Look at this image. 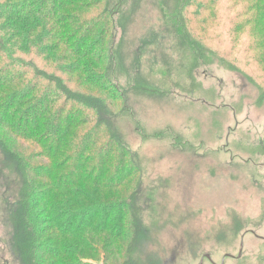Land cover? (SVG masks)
<instances>
[{"label": "rangeland", "instance_id": "obj_1", "mask_svg": "<svg viewBox=\"0 0 264 264\" xmlns=\"http://www.w3.org/2000/svg\"><path fill=\"white\" fill-rule=\"evenodd\" d=\"M33 1L0 0L18 18L3 19L5 35L42 22L74 72L60 74L72 90L68 107H90L84 95L112 104L102 121L123 150L110 175L128 183L121 199L132 221L117 263L264 264V0H113L109 48L79 56L62 25L97 18L106 0H75L60 9L62 25ZM29 52L23 60L47 67ZM9 161L0 152V264H26L8 217L18 191ZM99 253L82 264L115 263Z\"/></svg>", "mask_w": 264, "mask_h": 264}, {"label": "trees", "instance_id": "obj_2", "mask_svg": "<svg viewBox=\"0 0 264 264\" xmlns=\"http://www.w3.org/2000/svg\"><path fill=\"white\" fill-rule=\"evenodd\" d=\"M112 1L106 0L101 15L81 19L80 25L75 24V16L66 22L67 15H58L60 9L78 1L48 5L34 0L33 4L47 13L45 19L57 17L55 23L66 22L62 26L76 37L70 52L79 56L105 50L111 43ZM101 3L98 0L96 7ZM16 13L14 7L0 8V152L18 174L17 200L8 210L18 248L27 257L26 264L88 263L100 251L106 261L118 264L130 242L124 229L132 221L127 217L131 209L121 199L128 183L110 175L117 164L115 149L123 150L116 148L114 130L102 121L113 116L112 104L84 95L81 101H91L90 107L69 108L66 101L72 99V90L60 74L74 72L61 65L64 56L57 55L58 46L48 30H38L44 27L42 22L36 24L37 29L23 33L11 26L12 33L5 35L8 27L2 21L15 19ZM25 52L45 57L48 68L23 60ZM41 84L43 90H39ZM58 101L62 103L56 106ZM29 102L27 112H20ZM88 110L95 112V120ZM104 137L109 140L103 142ZM19 141H31L34 151L23 152V145L28 144Z\"/></svg>", "mask_w": 264, "mask_h": 264}, {"label": "water", "instance_id": "obj_3", "mask_svg": "<svg viewBox=\"0 0 264 264\" xmlns=\"http://www.w3.org/2000/svg\"><path fill=\"white\" fill-rule=\"evenodd\" d=\"M242 246H243V244H242ZM206 257L211 260V257L209 255H207ZM201 264H203V262H201Z\"/></svg>", "mask_w": 264, "mask_h": 264}]
</instances>
